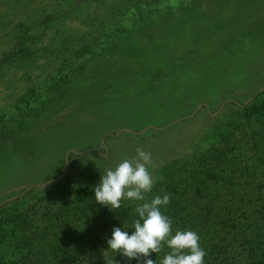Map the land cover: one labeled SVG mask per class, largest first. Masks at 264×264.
<instances>
[{"label":"rangeland","instance_id":"1","mask_svg":"<svg viewBox=\"0 0 264 264\" xmlns=\"http://www.w3.org/2000/svg\"><path fill=\"white\" fill-rule=\"evenodd\" d=\"M133 1L0 0V54L16 48L19 37L28 51L0 67V112L15 113L17 97L28 88L42 93L0 132V202L26 184L48 179L36 188L43 190L64 174L74 183L91 175L88 185L95 187L107 169L135 157L138 148L152 153L150 171L158 180L165 162L177 159V171L210 154L232 109L212 111L224 99L241 102L264 85V0H140L148 2L141 15L131 13ZM49 14V20H40ZM118 19L125 29L93 45L96 52L83 70L70 76L81 61L74 48ZM64 61L70 63V79L51 91L48 77ZM172 119L168 127L137 131ZM242 145L250 151L248 142ZM85 147L100 150L71 155L57 176L67 150ZM27 205L34 220L28 229L38 230L36 215L49 206L38 199ZM114 219L116 213H110L105 224ZM95 233L102 238L104 231ZM106 242L93 240L100 249ZM109 254L104 249L99 263L106 264ZM151 256L157 264L159 255Z\"/></svg>","mask_w":264,"mask_h":264},{"label":"trees","instance_id":"2","mask_svg":"<svg viewBox=\"0 0 264 264\" xmlns=\"http://www.w3.org/2000/svg\"><path fill=\"white\" fill-rule=\"evenodd\" d=\"M145 3L148 2H131V13L141 15ZM50 17L51 14L40 20H49ZM120 22L118 19L110 26L103 27L94 38H88L75 47L72 53L75 58H81V61L73 68L74 72H69L67 68L70 63H59L48 77L51 82L46 84L47 88L59 91L70 76L80 73L87 59L96 52L93 45L112 37L116 29H125ZM19 39L16 48L0 54V67L18 55L28 54L21 43L23 39ZM68 72L71 73L70 76ZM41 95L40 90L28 88L17 97L14 103L15 113L10 110L1 111L0 132L6 122L20 114L21 106L31 105ZM246 101L248 102L245 103ZM199 106L211 113L205 104ZM220 107L232 109L225 115V126L217 130L216 140L219 145H214L207 156L195 157L192 162L183 163L177 171V159L165 162L158 169L159 177L158 180L155 179L151 192L145 193V199L150 201L157 195H169V204L162 206L161 211L171 218L173 234L177 230H193L199 235V243L206 252L205 264H264V85L253 89L241 102L226 98L212 111L215 112ZM178 119L180 118L175 120ZM175 120L159 126H145L137 131L168 127ZM117 131L105 133L101 139L110 138ZM3 137L0 134V138ZM102 140L99 146L102 145ZM242 142L249 143L250 151L244 150ZM90 150L98 152L100 148L67 150L56 175L64 173L71 155ZM89 180L91 175H84L74 183L64 174L60 180L47 185L43 190L36 191V188L48 179L26 184L1 201L0 264L99 263L98 260L108 245L106 242L105 247L100 249L93 244V240L107 241L113 230L109 229V225L122 227L132 234L134 220L138 218L134 209L137 203L144 201L122 200L121 207L115 211H109L97 203L94 206V186L88 185ZM33 199L44 200L49 207L40 213H32H37L39 223L35 226L40 228L30 231L28 226H32L34 220L30 219L31 215L26 211L30 209L28 202ZM110 213H116L117 219L105 224L104 219H110ZM125 222H128L127 226ZM100 228L104 231L102 238H98L95 233ZM89 237L92 239L91 243L88 242ZM169 251L165 244L158 253L157 264H160ZM109 258L115 264L116 261L118 264H137L135 259L126 261L121 253L111 250ZM150 258L153 259L152 256Z\"/></svg>","mask_w":264,"mask_h":264},{"label":"clouds","instance_id":"3","mask_svg":"<svg viewBox=\"0 0 264 264\" xmlns=\"http://www.w3.org/2000/svg\"><path fill=\"white\" fill-rule=\"evenodd\" d=\"M136 153L135 157L122 160L114 169H107L94 187L95 200L111 210L119 209L125 199L144 201L134 209L138 218L134 220L132 234L122 227H114L107 239V249L121 253L126 261L135 259L137 264H156V260L150 258L151 254H158L166 244L170 251L160 264H205L206 252L195 231L177 230L173 234L171 218L161 211L162 206L169 204V195H157L150 201L145 199V193L151 192L153 187L150 167L154 168L155 164L151 152L138 148ZM104 259L106 264H113L106 256Z\"/></svg>","mask_w":264,"mask_h":264}]
</instances>
